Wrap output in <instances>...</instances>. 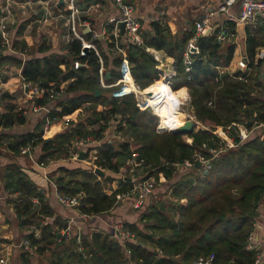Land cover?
<instances>
[{
	"label": "trees",
	"instance_id": "obj_1",
	"mask_svg": "<svg viewBox=\"0 0 264 264\" xmlns=\"http://www.w3.org/2000/svg\"><path fill=\"white\" fill-rule=\"evenodd\" d=\"M84 1L77 2L81 10L89 7ZM41 17L38 12L32 19L20 22L17 34H24L30 21ZM79 17L80 20L87 19ZM150 26L147 31L142 28L141 44L130 43L121 34L118 47L112 34L114 24L108 27L107 40L95 37L93 31L82 32L83 39L94 44L99 55L94 49L82 55L83 41L71 28L70 39L64 40L57 50L43 41L29 45L24 38L12 39L10 47L26 54L25 59L18 54H8L9 47L3 46L0 38V70L6 64L17 65L21 68L23 81L45 88L46 94L37 102L50 108L55 105L43 121L46 122L48 117L51 123L62 124V129L50 138L43 137L44 127L40 126L23 134L2 131L0 146L18 156L23 147L40 145L39 162L66 161L50 176L55 178L61 193L74 195L83 191L86 194L80 211L87 215L110 213L120 204L117 194L133 188L135 181L128 174L127 162L134 152L138 153L139 160H144L146 176L155 174L159 178L162 173L172 181L179 174L174 163H183L187 159L195 161L198 154L212 157L203 146H221L220 138L213 132L217 126H230L236 146L212 159L205 176L203 168L196 166L188 167L187 172L180 174L163 193L170 190V196L176 199L167 197L150 201L147 198L137 209L138 220L123 223V229L134 235V242H126L124 246L111 233L94 231L83 236V250H79L76 238L67 239L63 235L67 220L55 217L54 209L21 165L18 162L7 164L1 180L4 189L16 196L9 201L19 223L23 227L35 224L40 230L39 236L25 235L30 239V246H21V264H32L35 254L48 255V264H194L199 257L210 254L215 255L213 264H255L257 253L247 248V242L264 203V138L255 131L247 140L241 141L238 128L233 124L246 125L250 121L263 124L264 96L254 93L255 88L249 84L246 72L237 71L232 75L222 70L230 65L235 47L229 45L223 51V43L217 38L219 31L198 38L199 53L193 55L191 71L186 72L184 52L196 33V22H190L187 30L179 35L172 34L168 23L160 19L153 20ZM235 26V22L229 23V33ZM245 43L249 66L259 69L256 54L259 47H264L262 22L255 27L247 26ZM149 49L162 50L175 59L176 76L172 88L187 87L196 118L206 125H214L188 135L192 138L191 143L181 134L158 131L159 117V128L169 130L165 108L154 107L158 117L149 107L141 106L133 92H123L122 84L112 85L123 78L124 58L129 62L133 80L143 91L162 80L159 60ZM76 61L82 66L76 67ZM102 78L108 86L102 84ZM130 79L125 73L124 82ZM7 96L13 98L11 94ZM210 100L214 102L213 106L208 104ZM6 109L7 112L0 113V129L27 123L24 108L9 103ZM80 109L84 116L79 114L72 118ZM112 125L117 139L105 136ZM88 136L100 142L89 147L87 152L97 150L94 165L105 171L103 176L94 172V166L70 159L69 145ZM123 169L127 175L121 177L120 187L107 193L106 187L116 179L113 173H121ZM33 196L39 197V204H34ZM0 242L10 240L0 238ZM126 248L131 252L129 259Z\"/></svg>",
	"mask_w": 264,
	"mask_h": 264
},
{
	"label": "crops",
	"instance_id": "obj_2",
	"mask_svg": "<svg viewBox=\"0 0 264 264\" xmlns=\"http://www.w3.org/2000/svg\"><path fill=\"white\" fill-rule=\"evenodd\" d=\"M9 1H13V0H9ZM46 1H48V0H34V2L42 3V6L45 7V9L46 8L49 9L51 4L48 7V5L45 3ZM82 1L83 0H78L77 2L81 3ZM126 1H128L130 3H134V5L136 4L135 5L136 6V13H137L138 17L140 18V20L143 24V28L146 31L150 30V28H151L150 25H151V22L153 21V20H151V18H152L154 20L160 19V20H163L164 22L168 23V25L170 26L172 34L179 35V34L183 33L185 30H187L190 22H192V21L196 22L199 19H201V17L203 16V14L205 12V7L211 6L213 8H216L219 0H159V2H158V0H156L155 2L153 0H126ZM8 3H10V2H8ZM84 4H89V7L86 10H81L79 3H78V6L81 10L80 16L87 18L86 20H80L79 21V24L84 26V30L80 31V33H82V32L84 33V31L89 32L87 30V26H86L88 23V18H91V15L95 16L96 12H98V14L95 16L96 20H99L101 22L96 23V25L98 26L97 28L91 26L90 24L89 25L91 26V30L97 34L101 32L103 25H104L106 20H108L112 16H115V17L121 16V11H120L119 7L117 6V4L113 0H101L99 2H97V0H86V1H84ZM55 7L58 10H61V8H64L70 12L69 5L66 3V1H65V4H63V7H60L58 5H56ZM240 7H241V0H237L235 5L231 8L230 12L232 14H234L235 16H238L240 14V10H241ZM4 13L5 12L0 10V17L3 16ZM36 13H37V11H36ZM83 13H85V15H81ZM41 14L43 17H41V19H37V20H39V22L43 23L45 26V23L48 22V20H49V16H44L43 12H41ZM15 21H16L15 16L11 15L9 23L12 24ZM64 21H66V19ZM230 22H234V21L230 19L229 14H227L225 12H216L211 19V25H212V32L211 33H214L216 31H219L218 33L222 32L223 30L227 29ZM260 22L258 21L254 24H245V29H244L243 35H241L239 32V24H236L234 31H231L232 33L231 32L229 33V35L226 37L225 42L223 43V51H226V48L229 45H234V47H235L234 56H233V59H232L230 65L228 67L222 68V70L226 71L232 75L235 74L237 71L246 72L248 74V78H250L248 81L249 84L255 88L254 93L257 94L258 96L263 97L264 96V47H259L257 49L256 58H257V65H260L259 69L251 68L249 66V61H248V67L245 69L240 68V65H239V62L247 57L246 43H245L246 28H247V26L255 27ZM16 30H17V26L15 27V29H11L12 39H23L24 38L29 45H32L36 41H38V39L35 41L33 39V36H30L28 34L27 35H25V33L24 34H17ZM65 35L62 34L61 36L64 38ZM68 35H69V33H68ZM29 38H30V40H28ZM63 40H66V38H64ZM104 40H107V39H104ZM2 45H3V43H2ZM60 46L61 45H57V48H53V49L57 50L60 48ZM8 47H9L7 50L8 54H10V53L18 54V55H21L23 59L27 58L26 54L15 51L10 46H8ZM149 50L154 53V55L156 56L157 59L160 60V58H161L163 60L164 59L166 60L165 67H167V69L163 68V70H160V69L159 70L161 72L162 78H163L164 74L167 75V76H164L165 81L163 82V84H165L167 87H166V89H162L159 85H156V83L158 82L157 81L156 83H153L152 85H150L148 90H152L156 94V96L154 98H160V96H162L164 93H166V97H169L170 95L171 96L175 95V93L177 94L178 91H180L183 93V97L182 98L180 97L179 100L183 101V99L186 96H188L187 93L189 94L188 88L182 87L178 90H174L172 88V83H173L172 78H174L176 76V68L174 67V64H176L175 59L173 57L167 56L166 53L162 50H156V49H149ZM161 62L163 63V61H161ZM158 68H159V66H158ZM165 70L166 71L170 70V73L165 72ZM121 71H122V69H121ZM124 71H125L126 75L128 76V78H131V79H130V81H128V80L125 81L126 85L122 89L123 92L126 93V92H130V91H135L140 96V98L143 99L146 103L154 104L152 97H150V98L145 97V94L148 90L143 91L136 84V82L133 80V76L130 73L127 62H125ZM122 73H123V71H122ZM166 77H168L167 79H169V83H168V80L166 79ZM22 82H23V79L21 76V68L19 66L14 65V64H6L0 70V87L3 88V90H5L3 92V97L7 98L4 101L2 98H0V113L7 112L6 106L9 103L17 104V103L26 102V101L30 100V98L26 94H24V93L21 94L20 92H18V91H21V89H22V87H21ZM119 82H120V80L118 82L114 83V85H118ZM136 86H138L139 88L134 89V87H136ZM156 86H157V88H156ZM171 88H172V91L170 93ZM5 93H6V96H5ZM7 94L13 95V98L12 99L8 98ZM171 96H170V99H171ZM186 98H185L183 103H185ZM30 101H31V105H32L33 101L32 100H30ZM170 101L174 102L175 105H178L182 102V101L176 102L173 100H170ZM54 105H55V103L52 105V107ZM25 114H26L27 119H28V121L25 125L15 126L12 129H0V132L4 131V132L12 133V134H14V133L23 134V133H28V132L34 131L38 126H40V127L45 126V124H43L42 122H44L43 120H44L45 116L47 115L46 112H44V111L33 112L31 110V106H30V108L25 112ZM40 119H41V121H40ZM184 120L185 119L181 120V122L176 121L175 126L171 127V128L177 127L178 124L182 123ZM197 126H198V122H197ZM45 128H46V126L44 127V129ZM171 128H169V130H171ZM49 129H50L51 133L48 134V137H46V138H50V137L54 136L57 132H59L62 129V124L58 123V122L57 123L56 122L55 123H49V126L47 127V129H45V132ZM114 129H115V126L112 125L105 134L106 138L118 137V135L115 134ZM199 129H204V128H199ZM260 131L263 132V128ZM190 140H192V138ZM95 146H97V144H95ZM40 153H41V147L37 146V149H35L34 154L38 157ZM85 160H80V161L85 162ZM72 161H76V160H72ZM11 162H18L21 165L22 169L25 171V173L29 176V178L31 180H33L35 182V184H37L38 189L42 190L41 193L44 196V200L46 202H49L55 211V217L59 216L60 218H63L65 220L69 219L70 217L76 218L77 224H79L82 227V232L84 235L90 234L94 231H104V232L111 233L112 235L115 236L116 239H118L116 237V233H115L116 226L119 224L123 225V223L126 221L135 222L139 218V213H138L137 209H140L143 204L139 208H134L132 205V202H133L132 199L121 202L110 213L98 214V215L84 216L83 214H81V212L78 211V209L67 208V207L63 206L59 202L58 198L56 197L54 189L49 182V179H47V177L44 175L45 172H47L48 178L55 181V178L50 176L51 172L53 170H55L54 168H51V164L53 161L52 162L49 161L48 163H45L46 166H45V170H44L42 167H40L38 164H36L28 155H24L21 153L20 155L15 156L14 154H12V152L8 148H6L4 146H0V238L10 240V242H0V257L3 256L5 258H7L9 262L11 259L13 261H15V259L13 257L15 255L17 256L21 252V246L25 247L24 245H22L23 241L21 242V240L23 238H25L26 234L30 233L29 226L23 227L20 225L19 220H18L16 213H15L14 206L11 203V201H9V199L11 200L12 198H15L16 196L10 194L8 190L4 189L3 182L1 180V175L3 173L4 167ZM64 163H66V161H64V160L57 161V167L60 164H64ZM85 163H87L88 166L90 164L88 162H85ZM91 165L92 164H90V166ZM92 166H94V165H92ZM96 168L97 167L94 166V172H95ZM176 169H177V173H179L177 178L180 176V174L187 172L189 170L188 167H181V168H176ZM137 171H139V169L136 171H132V172L129 171V174L132 176L135 183H137L139 180H141L145 176V174H142L141 172H138L140 175H137V173H136ZM123 173H124V175H127L126 174L127 172L125 169H123L121 173H118V174L113 173L112 176L116 179L112 184H109V188H110V189L108 188L109 190H114V189H117L120 187L119 183H120L121 177H124ZM104 174H105V171H103V174H101V176H103ZM161 176L165 177L163 174ZM177 178H175L172 181H168V184L166 185L165 190H163L162 192L165 193L167 191L168 187ZM165 179L167 180V178H165ZM108 189L106 187V191ZM155 191H156V188H155L154 192ZM170 194H171V191L169 190L168 193L164 194V196H165L164 198L169 197L171 199H176L175 197L170 196ZM152 195L149 197L150 201L154 200V199H152L153 198ZM37 198L39 199V197H37ZM33 199H35V196H33L32 200ZM50 220H53V219H50ZM75 227H76V225H73L74 230H75ZM253 233L255 234L256 238H262L264 236V205L261 206V208H260V214H259V217L257 219ZM18 257H19V255H18ZM15 264H18V263H15Z\"/></svg>",
	"mask_w": 264,
	"mask_h": 264
},
{
	"label": "built area",
	"instance_id": "obj_3",
	"mask_svg": "<svg viewBox=\"0 0 264 264\" xmlns=\"http://www.w3.org/2000/svg\"><path fill=\"white\" fill-rule=\"evenodd\" d=\"M52 1L53 0H48L45 3L47 5H50V2ZM65 1L69 5V9H70L69 18L66 20H68V24L71 30L74 32V34L77 37L82 39L83 46L86 43L89 44L92 47L91 49H94L96 53L99 55V52L97 48L95 47V45L85 41L81 33L77 30L78 29L77 27L80 21L79 16L81 13V10L77 3L78 0H65ZM113 1L119 7L121 11V16L120 17H115V16L110 17L108 20L105 21L101 32L98 34L94 33V36L107 39L110 35L108 32V27L110 24H114L112 34L114 35V38L116 41L115 43H116V46L118 47V42L122 34L120 24L122 21H125L126 22L125 33L122 35H125L126 40L130 43L141 44L143 42V36L141 33L143 24L136 13V6L133 3H130L126 0H113ZM58 2L59 0H54V5L56 6ZM236 2L237 0H219L216 8H213L211 6L205 7V12L203 16L201 17V19L196 21V33L194 37L189 41L188 46L184 52V65H185L186 72L191 71L192 63H193V55L199 53V47L197 45L198 38L202 36H206L212 32L211 19L216 12H225L229 14L230 19L233 20L236 24H240V23L254 24L258 21H261L264 24V0H241V7H240L241 10L238 16H235L234 14L230 12L231 8L235 5ZM1 10L5 13L3 16L0 17V38L2 40L3 46L8 47L10 46L11 40H12L11 27L8 25L10 21V16L13 14L11 7H10V3H8L5 7H2ZM46 10H49V9L46 8ZM77 19L79 20L78 23H77ZM151 20H154V19L151 18ZM86 26H87V30L91 32L92 31L91 26L88 23ZM228 35H229V32L227 29H225L222 32L218 33L217 38L219 42L224 43ZM69 39L70 37L68 36L66 40H69ZM120 50H122L124 53V56H126L124 49L120 48ZM82 55H85L83 50H82ZM125 62H127L128 68L130 70L129 62L126 58H124L123 65L121 68L123 71V78L125 76V73H124ZM81 65L82 64L79 61L75 62L76 67H79ZM239 65H240V68L242 69L247 68L248 67L247 57L241 60L239 62ZM100 72H101V75H103V68H101ZM123 78L120 79V82L118 84L121 83L124 87L126 83L124 82ZM102 84L104 86H108L105 84L103 78H102ZM21 87H22L24 94H26L33 101L31 105V110L33 112L44 111L47 114H49L51 108L49 106H45L37 102L38 99L42 98L46 94L45 88L39 85H36V84H32L30 82H26V81L22 82ZM52 91L54 90L52 89ZM133 93L136 95L141 106L149 107L150 109H152L154 113H156V115L159 116V114L156 112L153 105H150L146 103L143 99H140L137 96L138 95L137 92L133 91ZM208 104L210 106H213L214 102L210 100ZM180 105L181 103L178 104V106ZM26 111L27 110H25V112ZM49 123H51V121L47 117L46 124L49 126ZM234 124L238 128V133H239V137L241 141L247 140L251 136V134L257 131L258 127L263 128V132L261 133V136L264 138V123L263 124L254 123V126L251 128H249L248 124L246 125L237 124V123H234ZM159 126H160V117H159L158 127ZM47 127L45 129H47ZM229 127L230 126H227V127L217 126L216 129L213 130V132L221 140L220 147H208L206 144H204L203 147L209 151L212 157L206 158L205 156L198 154L197 158H199L203 163V166H202L203 176L208 174L211 168L212 159L218 157L224 150L236 146L234 137L230 135ZM45 129H44V133H45ZM158 131H160L159 128H158ZM44 133H43V137H44ZM191 142L192 140H190V143ZM98 143L100 142L96 141L92 136L80 138L78 140L73 141L68 147L70 159L80 160L78 157L81 151L85 150L86 151L85 162H88L94 165V162L97 159V156H96L97 150L91 149L89 152H87V149L89 147H94L95 144H98ZM35 149H37V146L33 144H29L21 149V153L24 155H28L36 164H38L40 167H42L45 170L46 164L44 162H39L38 157L34 154ZM87 154H88V157H87ZM143 162H144L143 159L139 160L138 153L134 152L127 162L129 171L132 172L136 169H143ZM174 166L176 168L192 167V166H195V161L187 159L183 163H180V162L174 163ZM44 175L47 177V179H49V182L51 186L53 187L55 195L58 198L59 202L67 208L78 209V211L81 212L80 207L82 206L84 202L86 194L83 191H80L74 195H65L59 191L57 182L48 178L47 172H45ZM160 175H162V173ZM156 184H157V177L155 176V174L147 175V176L145 175L137 183H134V186L130 191L117 194V203L119 204L121 202L132 199L133 207L139 208L141 207L142 204L145 203L147 198H149L154 193ZM39 191L42 192V190H39ZM112 192L113 190H109V191L107 190V193L109 194H111ZM33 202L35 203V205H37L39 204V199L35 197V199H33ZM83 215L87 216V214H83ZM67 222H68V226L66 229L63 230L62 232L63 235H65L67 239L76 238L79 250H83L82 244H83L84 234L82 232V227L79 224H77L76 218L74 217H70L69 219H67ZM73 225H76L75 230L73 229ZM29 229H30L31 234H34L35 236L40 235V230L35 224L30 225ZM115 233H116V237L118 238L119 242L124 246L126 242L135 241L134 235L124 230L122 224H119L116 226ZM22 245H24L25 247L30 246V239L25 237ZM247 248L250 250L256 251L257 254H256L255 264H264V236L262 238H256L255 234L251 233L248 238ZM125 254L127 258L129 259L131 252L128 248L125 249ZM214 259H215L214 254H210L207 256H201L197 260H195L194 264H213ZM0 264H9L8 259L3 256L0 257ZM130 264H133V263L130 262Z\"/></svg>",
	"mask_w": 264,
	"mask_h": 264
},
{
	"label": "rangeland",
	"instance_id": "obj_4",
	"mask_svg": "<svg viewBox=\"0 0 264 264\" xmlns=\"http://www.w3.org/2000/svg\"><path fill=\"white\" fill-rule=\"evenodd\" d=\"M153 1L155 2L156 0H153ZM8 2H10V7H11V10H12V13H13L12 15H14L15 18H16V21L14 23H12V24L8 23V25L11 26V29H15V27L18 26L20 22H23V21L27 20L28 18L32 19L33 14L36 13V11H37V13L38 12H43L44 16H49V20H48V22L45 23V26H44L43 23H40L39 20H31L30 23L26 26V29H25V32H24L25 35L28 34L30 36H33V39L35 41L38 39V41H36L35 43L43 41V42H46L47 44H50L53 48H57V45H63V42H64L63 39L64 38H66V39L68 38V36H69L68 33H69V30H70V28H69L70 26L68 24V20H66V21H64V20L69 18V11L67 9H64V8H61V10L56 9V7L54 5V0L52 2H50V4H51L50 7L48 5L49 10H46L45 7L42 6V3L34 2V0H13V1L0 0V8L1 7H5L8 4ZM158 2H159V0H158ZM97 14H98V12L95 13V16ZM81 15H85V13H83ZM95 16L91 15V18H88V24H90L91 26L97 28L98 26L96 25V23H100L101 21L96 20ZM77 28H78L77 30L79 32L84 30V26H82L80 24L78 25ZM62 34H64V35L66 34L64 38L61 36ZM28 40H30V38ZM32 45H34V44H32ZM160 60L163 61V63ZM160 60H159V63H160L159 69L160 70H163V68L167 69V67H165L166 60L165 59L163 60L161 58H160ZM165 72L170 73V70L169 71L165 70ZM164 76H167V75L164 74ZM164 76L162 78V75H161L162 80H160V81H158L156 83V85H159V86L161 85L162 89H166V87H167L165 84H163V82L165 81L164 80L165 79ZM167 78L168 77H166V79ZM173 79L174 78H172V80ZM168 83H169V80H168ZM4 91L5 90H3V88L0 87V98H2L3 101L7 99V98L3 97V92ZM171 91H172V88L170 90V93H171ZM18 92H20L21 94L24 93L22 89H21V91H18ZM137 96L140 98L139 95H137ZM170 96L166 97V93H164L162 96H160L159 99L152 97L153 103H154V105H153L154 107H157L159 110H160V108H165L166 111L168 112L167 120H168L169 128H171V123L173 121H175V122L176 121H180L181 122V120H183V119L186 120L188 118H192V119H194L195 121L198 122L197 130L199 128L208 129V128H211L212 126H214V125H206V124L200 122L196 118V116L193 113V108L191 106V102H190L191 101V96H190V94H188L185 103L181 104L180 106L175 105L174 102L170 101ZM147 97H149V96L147 95ZM30 100H28L26 102L17 103V104L19 105V107H22L25 110H28L30 108V106H31V101ZM150 110H151V112L153 114H156V113H154L152 111V109H150ZM79 114H80L81 117L84 116V112H83L82 109L76 111L72 115V118L78 117ZM172 117H173V119H172ZM40 121H41V119H40ZM42 123L45 124L46 127L48 126L46 124V122H42ZM233 125H235V124H233ZM225 126L227 127L229 125H225ZM261 129L262 128H260V127L257 128V132L260 133V134L262 133V132H260ZM229 130H231L230 127H229ZM159 132H162V131H159ZM50 133H51L50 129L47 130L44 133V137L45 138L48 137V134H50ZM108 138H114V137H108ZM117 138H119V137H116V139ZM184 138H186V140L188 142H190L189 140L191 138L188 137V135H185ZM52 161H50V162H52L51 168L56 169L57 161H59V160L53 159ZM85 164L87 165V163H85ZM82 165H84V163H82ZM67 166H72V165L67 164ZM138 172H141L142 174L146 175V171H144V169H139V171L136 172L137 175H140ZM168 181L169 180H166L165 177H163L161 175L159 176V178H157L156 191L152 195L153 196L152 199L156 200L158 198H164L165 197L162 191L165 190L166 185L168 184ZM108 188H109V185L107 186V189ZM263 205H264V203L262 204V206ZM24 239L25 238H23L21 240V242L24 241ZM18 255L17 256L15 255L13 257L15 259V261H13L12 259L10 260V262L8 261L9 264H15V263L21 264ZM31 261H32V264H48V255L40 256L38 254H35V255H33Z\"/></svg>",
	"mask_w": 264,
	"mask_h": 264
},
{
	"label": "water",
	"instance_id": "obj_5",
	"mask_svg": "<svg viewBox=\"0 0 264 264\" xmlns=\"http://www.w3.org/2000/svg\"><path fill=\"white\" fill-rule=\"evenodd\" d=\"M63 4H65V0H59V2H58L57 5L58 6H61ZM120 27H121L122 34H124L125 33L126 22L125 21H122L121 24H120ZM244 29H245V23H240L239 24V32H240L241 35L244 34ZM86 32L87 31H84V33H86ZM166 34H168V32ZM91 48L92 47L89 44H87V43L84 44V46H83L84 53L85 54L89 53L91 51ZM174 67L176 68V64H174ZM107 77H110V72H107ZM151 93L152 92H149V94H151ZM98 94H100V91L98 92ZM253 124H254L253 121L248 122V126H252ZM159 130L162 131V132L163 131H169L171 133H177V134H181L183 136L190 135L193 132L197 131V122L194 119H192V118H188L185 121H183L179 125L178 129L175 130V131L167 130V129H162V128H159ZM42 133H44V130H42ZM78 158L80 160H85L86 159V151L85 150L81 151V153H80V155H79ZM195 166L197 168H201L203 166V163H202V161L199 158H196L195 159ZM95 172L97 174H103V171L99 167H97L95 169ZM57 237L58 238L60 237V233L57 234Z\"/></svg>",
	"mask_w": 264,
	"mask_h": 264
},
{
	"label": "bare ground",
	"instance_id": "obj_6",
	"mask_svg": "<svg viewBox=\"0 0 264 264\" xmlns=\"http://www.w3.org/2000/svg\"><path fill=\"white\" fill-rule=\"evenodd\" d=\"M170 61V60H169ZM160 87H162L161 85H160ZM137 88H139L138 86H136V87H134V89H137ZM155 88V87H154ZM156 88H157V86H156ZM156 90V89H155ZM154 90V91H155ZM184 91V90H183ZM149 92H152L151 94H149ZM177 92V91H176ZM161 93V92H160ZM147 95L149 96V97H155L156 96V94L152 91V90H148L147 92H146V94H145V97H147ZM187 95H188V93H187ZM182 98L183 97V93L182 92H180V91H178V93L176 94L175 93V95H172L171 96V99L170 100H173V101H178L179 100V98ZM185 97V96H184ZM187 97V96H186ZM185 97V98H186ZM185 98L183 99V101L181 102L180 100L178 101V102H181L182 104H183V102H184V100H185ZM159 99V98H158ZM169 102V101H168ZM172 119H173V117H172ZM172 121V120H171ZM178 123V122H177ZM175 124H176V122L175 121H173L172 123H171V127H174L175 126ZM181 124V123H180ZM180 124H178V126L177 127H175V128H171V130L172 131H175V130H177L178 129V127H179V125Z\"/></svg>",
	"mask_w": 264,
	"mask_h": 264
}]
</instances>
